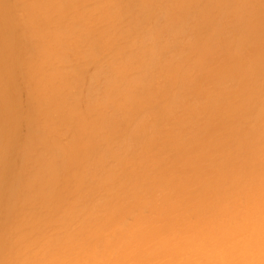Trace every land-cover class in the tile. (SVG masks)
I'll return each mask as SVG.
<instances>
[{
    "label": "bare ground",
    "instance_id": "bare-ground-1",
    "mask_svg": "<svg viewBox=\"0 0 264 264\" xmlns=\"http://www.w3.org/2000/svg\"><path fill=\"white\" fill-rule=\"evenodd\" d=\"M0 264H264V0H0Z\"/></svg>",
    "mask_w": 264,
    "mask_h": 264
}]
</instances>
